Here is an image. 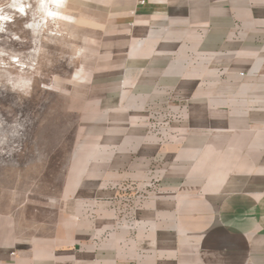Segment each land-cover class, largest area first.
I'll list each match as a JSON object with an SVG mask.
<instances>
[{
	"label": "crops",
	"instance_id": "obj_1",
	"mask_svg": "<svg viewBox=\"0 0 264 264\" xmlns=\"http://www.w3.org/2000/svg\"><path fill=\"white\" fill-rule=\"evenodd\" d=\"M105 5L56 210L0 214V264H264V0Z\"/></svg>",
	"mask_w": 264,
	"mask_h": 264
},
{
	"label": "rangeland",
	"instance_id": "obj_2",
	"mask_svg": "<svg viewBox=\"0 0 264 264\" xmlns=\"http://www.w3.org/2000/svg\"><path fill=\"white\" fill-rule=\"evenodd\" d=\"M90 1L70 14L69 0H0V214L23 230L52 218L75 162L81 131L62 83L92 70L95 9L111 2Z\"/></svg>",
	"mask_w": 264,
	"mask_h": 264
},
{
	"label": "snow or ice",
	"instance_id": "obj_3",
	"mask_svg": "<svg viewBox=\"0 0 264 264\" xmlns=\"http://www.w3.org/2000/svg\"><path fill=\"white\" fill-rule=\"evenodd\" d=\"M22 10V9H21Z\"/></svg>",
	"mask_w": 264,
	"mask_h": 264
}]
</instances>
